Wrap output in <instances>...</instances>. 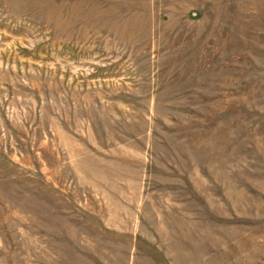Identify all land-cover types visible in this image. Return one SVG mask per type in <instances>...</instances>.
Returning a JSON list of instances; mask_svg holds the SVG:
<instances>
[{"label": "rangeland", "instance_id": "1", "mask_svg": "<svg viewBox=\"0 0 264 264\" xmlns=\"http://www.w3.org/2000/svg\"><path fill=\"white\" fill-rule=\"evenodd\" d=\"M0 264H264V0H0Z\"/></svg>", "mask_w": 264, "mask_h": 264}]
</instances>
